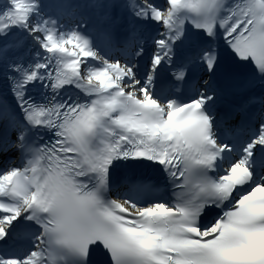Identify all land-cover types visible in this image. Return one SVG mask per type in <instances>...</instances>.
I'll list each match as a JSON object with an SVG mask.
<instances>
[{
	"label": "snow or ice",
	"instance_id": "snow-or-ice-1",
	"mask_svg": "<svg viewBox=\"0 0 264 264\" xmlns=\"http://www.w3.org/2000/svg\"><path fill=\"white\" fill-rule=\"evenodd\" d=\"M0 264H264V0H0Z\"/></svg>",
	"mask_w": 264,
	"mask_h": 264
}]
</instances>
